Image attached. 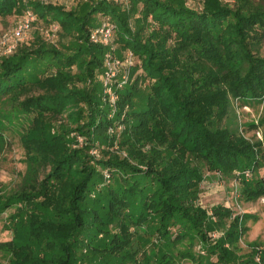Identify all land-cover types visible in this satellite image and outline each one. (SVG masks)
<instances>
[{"label": "trees", "instance_id": "trees-1", "mask_svg": "<svg viewBox=\"0 0 264 264\" xmlns=\"http://www.w3.org/2000/svg\"><path fill=\"white\" fill-rule=\"evenodd\" d=\"M28 10L33 45L0 56V117L22 124L25 157L18 189L0 187L8 264H264L257 243L233 247L252 214L201 203L207 177L264 197V144L235 105L264 106V0H0L2 20ZM106 21L115 56L135 58L114 105L111 46L90 37ZM53 24L59 45L44 39Z\"/></svg>", "mask_w": 264, "mask_h": 264}, {"label": "rangeland", "instance_id": "rangeland-1", "mask_svg": "<svg viewBox=\"0 0 264 264\" xmlns=\"http://www.w3.org/2000/svg\"><path fill=\"white\" fill-rule=\"evenodd\" d=\"M202 2L203 0H187V4L196 9L202 8ZM58 3H63L66 7H68V9H70L77 4V0H59ZM16 21L17 19L15 16H10L5 20L0 18V36L7 32L11 35ZM31 33L32 34L28 35L30 39L27 37L21 42L26 43L25 45H33L34 36L37 33L34 31ZM44 33V39L46 42L54 43L56 45L60 44L57 33L55 36H48L46 31ZM262 53L264 54V48ZM1 55L7 56L4 54L3 47H0V56ZM235 105L239 115V122L243 126L242 128L245 136L251 141L260 140L264 144V106L256 104L253 107L244 106L242 108L238 106V104ZM7 109L11 110V107H8ZM14 117L15 115L11 118L13 119ZM15 121L16 123L14 124V128H11L8 123H4L3 118L0 117V130H4V134L0 135V187L3 188L5 193H12L18 189L21 181V175L25 171L24 150L20 143V136L17 131L22 129V124L17 122V120ZM157 146L162 149L165 147V144L158 142ZM259 174L261 177H264V168ZM201 187V203L205 207H212L220 203H225L226 205H232V210L235 214L249 213L253 215L248 222L249 231L240 241L234 243L233 247L237 253L241 255H249L253 251L251 247L253 243H257L261 248H264L263 201H248L241 194V185H239V183L235 180H232L231 182L226 179L221 181H209L207 177ZM234 188L238 190L237 197L233 196L232 190ZM13 212L14 210H9L0 217V243L10 240L13 236L12 231L5 228V225H7V218ZM213 236H215V234H213ZM10 256L11 255L6 249L0 248V264H8ZM187 263L188 262L185 261L180 264Z\"/></svg>", "mask_w": 264, "mask_h": 264}, {"label": "built area", "instance_id": "built-area-1", "mask_svg": "<svg viewBox=\"0 0 264 264\" xmlns=\"http://www.w3.org/2000/svg\"><path fill=\"white\" fill-rule=\"evenodd\" d=\"M45 3H58L59 0H43ZM37 21L36 15L32 11H27L26 14L20 18L12 31V34L9 33L2 34L0 36V47L4 48V54L9 55L12 53L19 43L22 40H25L30 34L33 24ZM59 26L57 24H53L51 29L46 31L48 36H55L58 32ZM91 40L94 43H104L105 45L111 46V50H109L105 55V76H104V87L105 93L109 95L111 103L114 105L117 100V96L112 89L115 78L118 76V72L123 66L133 65L135 58L131 52H128L125 55L124 60H120L117 58L112 52L114 51V26L106 21L101 27L95 28L91 31ZM113 132V131H111ZM79 142L82 143L83 139L81 137L78 138ZM95 153V152H94ZM247 176H250V172L247 173ZM264 202V197L260 200ZM216 236V235H215ZM259 260V259H258Z\"/></svg>", "mask_w": 264, "mask_h": 264}]
</instances>
